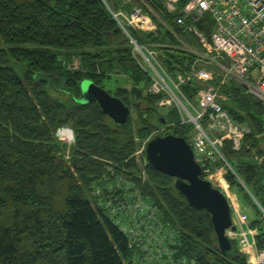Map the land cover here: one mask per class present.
<instances>
[{
  "label": "trees",
  "instance_id": "1",
  "mask_svg": "<svg viewBox=\"0 0 264 264\" xmlns=\"http://www.w3.org/2000/svg\"><path fill=\"white\" fill-rule=\"evenodd\" d=\"M197 27L209 35L210 17ZM160 34L134 32L140 42ZM160 50L169 69L186 70L194 58L176 46ZM121 76L107 91L129 107L125 123L115 124L96 102H76L83 79L104 88ZM149 84L102 0H0V264H249L234 239L220 252L209 213L190 207L174 178L141 167L133 155L134 133L143 138L161 128L159 117L174 125L154 136L188 139L191 131L178 125L174 110L160 114L161 96L148 92ZM202 85L192 80L184 93L193 98ZM242 90L236 83L220 90L229 95L223 108L251 128L238 150L225 141L234 173L226 168L223 177L255 211L248 226L264 249V225L250 196L264 207V159L257 160L264 154V105ZM65 126L75 136L71 144L58 140ZM112 207L125 219L138 215V240L108 213Z\"/></svg>",
  "mask_w": 264,
  "mask_h": 264
},
{
  "label": "built area",
  "instance_id": "2",
  "mask_svg": "<svg viewBox=\"0 0 264 264\" xmlns=\"http://www.w3.org/2000/svg\"><path fill=\"white\" fill-rule=\"evenodd\" d=\"M106 10L115 20L131 48V56L140 70L150 78L148 92L160 95L156 107L161 115L174 110L178 114V125L191 127L187 142L194 158L209 177L216 176L218 169L210 171L206 164L222 161L220 167L233 169L226 160L223 148L225 141L231 142L232 150L241 147L243 138L251 132L245 122L233 119L223 108L229 95L220 90L236 83L243 92L250 94L264 105V0H102ZM209 16L212 28L209 35L199 31L197 23ZM182 28L180 36L173 28ZM161 39L138 41L134 32L156 36ZM173 36L177 42L162 39ZM176 46L191 53L194 58L188 69H169L161 60V47ZM195 80L202 87L190 98L183 86ZM174 123H165L155 129L140 147L143 163L144 149L155 133ZM135 155V152H134ZM144 156V157H143ZM258 162H261L258 159ZM224 175V174H223ZM224 178V177H223ZM242 183V182H241ZM107 184V190L112 192ZM137 193V192H135ZM97 194H100L97 192ZM112 194H109V198ZM259 208L260 220L264 225V207L250 194ZM139 197V196H138ZM108 198V199H109ZM110 200L104 204L109 206ZM140 199L134 206L140 209ZM120 208L112 207L111 214L120 226L135 239H139L142 225L135 213L123 218ZM233 215L235 210H232ZM119 214V215H118ZM123 215V214H122ZM130 221L125 224L124 221ZM235 230L228 229L226 235L237 241L241 251L256 249L258 264H264V249H257L255 228L248 227L244 215L232 216ZM250 237L253 240H250Z\"/></svg>",
  "mask_w": 264,
  "mask_h": 264
},
{
  "label": "water",
  "instance_id": "3",
  "mask_svg": "<svg viewBox=\"0 0 264 264\" xmlns=\"http://www.w3.org/2000/svg\"><path fill=\"white\" fill-rule=\"evenodd\" d=\"M79 104L96 102L101 110L115 123L126 122L130 109L118 97L110 94L90 79L80 82ZM160 123H166L159 117ZM146 163L173 179V187L183 196L187 204L196 209H205L212 222L217 246L221 253L232 249L228 229L235 230L231 207L227 196L210 180L202 178L203 170L194 158L190 144L184 137L173 134L155 135L144 149Z\"/></svg>",
  "mask_w": 264,
  "mask_h": 264
},
{
  "label": "rangeland",
  "instance_id": "4",
  "mask_svg": "<svg viewBox=\"0 0 264 264\" xmlns=\"http://www.w3.org/2000/svg\"><path fill=\"white\" fill-rule=\"evenodd\" d=\"M120 79V81L122 82V76L121 77H113V79H111L110 81H104L103 82V87L105 90H108V91H113V89L119 85L118 81L116 79ZM125 82V81H124ZM155 130V129H154ZM154 130H152L150 133H148L145 137H141L140 135H137L136 132L134 133V142H135V158L137 160V162L140 164V166H144V163H143V158H142V153L140 152L141 149L140 147L142 146V143H144V141L152 136L151 134L154 132ZM73 131L72 129L69 127V126H65L63 128H61L59 131H58V137H59V141L62 143V144H71V142L73 141ZM144 157V156H143ZM258 159H260L261 161L264 159V154L262 155H259L257 156ZM220 170V169H219ZM222 171V170H221ZM223 172V171H222ZM222 174H216V176H213V177H209V176H205L206 179L210 180L211 183L215 186V187H218L228 198V202L230 204V207L231 209L235 210V214L233 215V212H232V216L233 218L235 217L236 218V215L239 214V215H244L246 216V219L248 220H251L252 217L255 216V211L250 208L247 204H243L242 205L239 203V200H236L233 196V193H234V189L233 191H230V189L228 187H224L223 186H220V184L222 185H226L225 182L222 179ZM210 178V179H209ZM222 182V183H221ZM107 199V198H106ZM248 210V211H247ZM252 216V217H251ZM251 240V239H250ZM252 241V240H251ZM255 242V240H254ZM255 249V248H254ZM245 252V251H244ZM248 253L250 254V252H246L247 256H248ZM248 258V262L249 264H258L257 263V259H256V249L254 251V253L252 252L251 253V257L250 255L247 257Z\"/></svg>",
  "mask_w": 264,
  "mask_h": 264
},
{
  "label": "crops",
  "instance_id": "5",
  "mask_svg": "<svg viewBox=\"0 0 264 264\" xmlns=\"http://www.w3.org/2000/svg\"><path fill=\"white\" fill-rule=\"evenodd\" d=\"M219 169H220V168H219ZM219 169H218V171L216 172V174H222V175H223L225 172H224L223 170H222V171H223V172H222L221 169H220V170H219ZM222 175H221V176H222ZM221 180H223V181L225 182L226 185L224 186L223 184H222V185L220 184V186H223V188H224V187H228V188L230 189V191H233V189H231V188L229 187L228 183H227L226 180L223 178V176H222V179H221ZM221 183H222V182H221ZM233 196H234V198H235L236 200H239V203L242 205L243 202H242V200H241L240 194H239L237 191H234ZM247 211H248V210H247ZM248 227H249V226H248ZM250 239L253 240L252 237H250ZM254 251H255L254 248H252L251 250H249L250 254L248 253V256L250 255V257H251V253H252V252L254 253Z\"/></svg>",
  "mask_w": 264,
  "mask_h": 264
},
{
  "label": "clouds",
  "instance_id": "6",
  "mask_svg": "<svg viewBox=\"0 0 264 264\" xmlns=\"http://www.w3.org/2000/svg\"><path fill=\"white\" fill-rule=\"evenodd\" d=\"M74 140H75V136H73V142H74Z\"/></svg>",
  "mask_w": 264,
  "mask_h": 264
},
{
  "label": "bare ground",
  "instance_id": "7",
  "mask_svg": "<svg viewBox=\"0 0 264 264\" xmlns=\"http://www.w3.org/2000/svg\"><path fill=\"white\" fill-rule=\"evenodd\" d=\"M210 179V178H209Z\"/></svg>",
  "mask_w": 264,
  "mask_h": 264
}]
</instances>
